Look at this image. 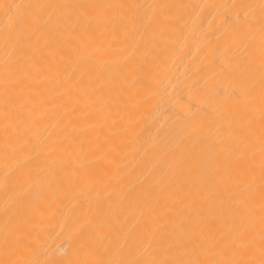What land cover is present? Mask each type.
I'll return each instance as SVG.
<instances>
[{
	"label": "bare ground",
	"instance_id": "6f19581e",
	"mask_svg": "<svg viewBox=\"0 0 264 264\" xmlns=\"http://www.w3.org/2000/svg\"><path fill=\"white\" fill-rule=\"evenodd\" d=\"M0 264H264V0H0Z\"/></svg>",
	"mask_w": 264,
	"mask_h": 264
}]
</instances>
